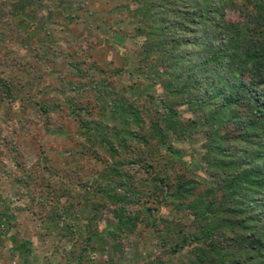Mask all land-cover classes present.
Listing matches in <instances>:
<instances>
[{
	"label": "trees",
	"instance_id": "16d2710c",
	"mask_svg": "<svg viewBox=\"0 0 264 264\" xmlns=\"http://www.w3.org/2000/svg\"><path fill=\"white\" fill-rule=\"evenodd\" d=\"M57 1L17 0L9 5L10 16L17 29L27 31L36 19L30 17V22L24 9ZM102 1L126 10L133 36L143 40L135 52L119 56L115 67L112 61L102 68L92 60L84 69L86 62L75 57L81 52L88 55V48L66 47L59 54L78 78L64 80L65 89L77 92L88 78L72 104L78 116L89 115L79 120L81 152L94 160L99 178L82 182L77 210L69 204L64 218L55 207V217L44 226L48 234L51 224L58 230L67 227L62 238L70 242L79 232L74 223L83 221L87 237L79 250L74 245L61 256L59 264H89L95 251L104 257L101 264H120L119 258L142 232L152 247L142 252L140 264H264V0ZM75 5L74 13L64 16L69 22L79 19L84 5L92 6L91 0H75ZM233 10L236 18L230 17ZM4 31L1 26L0 43L6 40ZM43 33H35V39L43 54H51V30ZM32 38L30 33L26 40ZM85 54L82 59H87ZM127 71L144 75L148 84L158 83L163 97L155 99L148 91L128 99L125 92L132 86L115 90L104 76L94 77ZM1 91L7 100H16L13 81L0 77ZM90 95L98 117L84 103ZM55 101L59 98L37 103L46 119V133L60 130L51 121ZM182 108L202 115L205 138L198 159L202 171H193L190 162L174 157L184 152L174 149L172 140L190 138L200 125L182 121L178 112ZM108 109L117 119L111 127L104 123ZM14 178L12 188L27 184L26 177ZM104 213L113 218L106 231L99 226ZM65 219L71 226L60 227ZM7 221L2 228L13 223Z\"/></svg>",
	"mask_w": 264,
	"mask_h": 264
},
{
	"label": "rangeland",
	"instance_id": "374dc122",
	"mask_svg": "<svg viewBox=\"0 0 264 264\" xmlns=\"http://www.w3.org/2000/svg\"><path fill=\"white\" fill-rule=\"evenodd\" d=\"M16 1L0 0V5L4 4L3 7L0 6V27L5 30L6 39L0 43V77L13 81L18 90L15 101L7 100L6 95L0 92V224L6 225L8 219L13 222L5 228L0 225V264H59L61 256L74 245L79 250V245L87 237L83 221L74 223L80 232L74 233V237H80V241L73 236L74 240L70 242L62 238V233L69 231L67 227H63L70 225L71 221L68 219L60 224L63 230H58L51 224L52 234H48L49 229L44 226L50 218L55 217V207L58 208L57 214L64 218L67 217L65 211L69 204L74 203L77 210L82 202V182L98 178L94 160L89 154L83 155L81 152L84 148L80 144L82 139L79 137V120L88 118L89 115L78 116L79 110L72 104V98H77L75 94L81 93V89L87 87L88 78L82 81L83 85L77 92L65 89L64 80L77 81L78 78L67 65V59L59 54L66 47L70 50L88 48V55L81 52L75 57L78 61L86 62L84 69L92 60L98 62L102 68L112 61V66L115 67L119 66V56L125 51L135 52L143 39L133 36L129 19L131 17L126 10L118 11L115 2L105 4L102 0H91L92 6L84 5L83 10L78 13L79 19L71 22L64 16L74 13L75 0L71 4L60 0L55 5L40 9L28 6L24 9L25 15L29 16L30 22V17L36 21L31 29L23 31L17 29L16 21L10 16L9 5ZM90 11L93 16H90ZM59 13L61 14L58 18L56 15ZM229 13L230 17H237L236 10ZM97 24L101 26V30L95 29ZM10 25L13 26L12 30H9ZM43 30H51V54L55 55V59L50 52L43 54L35 39V33L42 35ZM30 33L33 38L27 41ZM84 54L88 60L82 59ZM103 76L106 83L112 84L115 90L132 86L125 92L128 99L143 97L148 91L153 93L155 99L163 97L160 85L148 84L144 75H131L127 71L120 76L105 74L94 77L100 80ZM55 98H59V101H55L51 107V121L60 130L51 129L46 133L43 127L45 118L37 103L53 101ZM93 99L94 96L90 95L84 103L91 107L92 116L98 117V109L93 105ZM178 112L182 121L195 120L200 125L190 138L172 140V147L184 152L175 154L174 157L190 162L193 171H202V166L198 163L202 152L201 144L205 138V129L201 124L202 115L187 108L179 109ZM116 120L115 115L108 109L104 123L111 127ZM234 132L232 138L237 139ZM164 154L169 155L167 152ZM16 175L26 177L27 184L19 183L16 188L10 187L15 184ZM63 186H67L68 190L65 191ZM112 221V216L104 213L99 226L106 231ZM10 237L14 238L13 242ZM22 243L26 247L19 248L18 245ZM150 244L148 236L142 232L128 252L119 258L120 264H140L137 262L140 261L142 252L152 247ZM103 260L104 257L98 256L95 251L89 257V264H101Z\"/></svg>",
	"mask_w": 264,
	"mask_h": 264
}]
</instances>
